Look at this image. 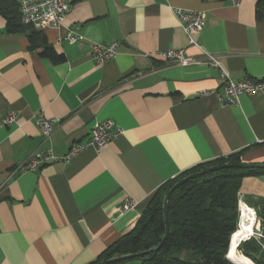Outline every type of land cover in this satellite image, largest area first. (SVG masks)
Masks as SVG:
<instances>
[{
  "label": "crops",
  "instance_id": "crops-1",
  "mask_svg": "<svg viewBox=\"0 0 264 264\" xmlns=\"http://www.w3.org/2000/svg\"><path fill=\"white\" fill-rule=\"evenodd\" d=\"M18 1L4 0L11 14ZM68 1L61 25L39 30L61 60L31 50L28 32L7 31L0 13V264H89L166 181L234 153L264 164V89L223 104L220 70L205 62L212 54L233 79L264 80L256 0ZM173 8L205 12L197 46L188 45ZM67 29L82 37L68 43ZM112 41L115 55L96 63L90 45ZM166 50L197 62L156 56ZM12 110L15 121L2 124ZM40 115L59 119L48 140ZM103 119L115 124L107 145L15 170L34 150L63 156ZM125 198L133 207L122 208ZM238 198L259 211L264 234V175L243 177Z\"/></svg>",
  "mask_w": 264,
  "mask_h": 264
},
{
  "label": "trees",
  "instance_id": "trees-1",
  "mask_svg": "<svg viewBox=\"0 0 264 264\" xmlns=\"http://www.w3.org/2000/svg\"><path fill=\"white\" fill-rule=\"evenodd\" d=\"M17 4L14 5L17 9ZM0 0V13L6 18L9 32H28L29 48L41 56L61 60L39 30L20 22L19 10ZM255 17L264 21V0H256ZM239 153L219 157L194 167L162 184L141 211L136 223L109 244L89 264H122L137 259L140 264H233L226 258L231 234L238 228V190L245 176L264 175V167H222L182 183L169 195L166 207L168 233L165 234L164 198L181 178L206 167L239 163ZM260 217V213L257 212ZM251 264H264V249L253 238L238 245ZM128 258H120L124 256ZM119 258V259H116Z\"/></svg>",
  "mask_w": 264,
  "mask_h": 264
},
{
  "label": "built area",
  "instance_id": "built-area-1",
  "mask_svg": "<svg viewBox=\"0 0 264 264\" xmlns=\"http://www.w3.org/2000/svg\"><path fill=\"white\" fill-rule=\"evenodd\" d=\"M19 16L23 25H29L37 30H43L47 27H58L64 18L69 7L68 0H19ZM174 15L186 33L188 45L197 46L194 35L200 31L205 24V12L173 8ZM82 36L74 29H67L64 39L68 43H74ZM118 43L112 41L109 43L94 42L90 45L91 57L96 63H104L111 59L116 53ZM171 63L187 65L196 63L194 57L184 55L183 50L160 51L156 55ZM205 62L219 68L222 79L221 94L218 95L219 101L223 104L237 105L239 96L242 93L253 94L261 92L264 89V80L257 79H233L230 74L221 67L220 61L212 54H205ZM16 111H9L1 120L2 124L9 125L15 121ZM59 121L58 118L46 117L40 115L37 118V125L44 140H48L53 132L54 125ZM116 135L115 124L111 119H103L92 124L88 131V138L85 142H73L68 151L61 157L54 155L51 147L42 150L32 151L28 157L16 167V171L26 172L36 169L39 165L49 161L63 160L69 162L78 153L88 149H98L108 144ZM134 201L129 198L124 199L122 208L133 207ZM257 223V218L255 216ZM257 233L253 231V234ZM252 234V235H253ZM260 235V233H257ZM249 237V236H248Z\"/></svg>",
  "mask_w": 264,
  "mask_h": 264
},
{
  "label": "bare ground",
  "instance_id": "bare-ground-1",
  "mask_svg": "<svg viewBox=\"0 0 264 264\" xmlns=\"http://www.w3.org/2000/svg\"><path fill=\"white\" fill-rule=\"evenodd\" d=\"M239 209L241 219L238 228L231 234L227 257L234 264H251V260L238 250V243L253 234V228L256 225L255 215L252 209L243 202L240 203Z\"/></svg>",
  "mask_w": 264,
  "mask_h": 264
},
{
  "label": "water",
  "instance_id": "water-1",
  "mask_svg": "<svg viewBox=\"0 0 264 264\" xmlns=\"http://www.w3.org/2000/svg\"><path fill=\"white\" fill-rule=\"evenodd\" d=\"M222 167H234V168H260V167H264V164H255V163H245V162H239V163H228V164H223V165H214V166H210V167H206L204 169H201L197 172H194V173H191L183 178H181L179 181H177L169 190L168 192L166 193L165 195V198H164V217H165V234L162 238V240L160 241V243L154 248V250H157L161 245L162 243L164 242L165 238H166V235L168 233V223H167V218H166V207H167V200H168V197L170 195V193L175 189L177 188L179 185H181L182 183L188 181L189 179H193L199 175H202V174H205V173H208L210 171H215V170H218ZM255 228L258 230L259 227L258 226H255ZM229 247H230V240H229V245H228V251H229ZM228 251H227V254H228ZM227 254H226V258L227 257ZM130 256H134V255H129V256H124V257H120V258H128ZM116 259H119V258H116ZM110 261H106L104 263H100V264H106Z\"/></svg>",
  "mask_w": 264,
  "mask_h": 264
},
{
  "label": "rangeland",
  "instance_id": "rangeland-1",
  "mask_svg": "<svg viewBox=\"0 0 264 264\" xmlns=\"http://www.w3.org/2000/svg\"><path fill=\"white\" fill-rule=\"evenodd\" d=\"M176 64V63H175ZM237 196H238V193H237ZM242 201L240 200V198H238V201H237V207H238V224H237V227L239 226V222H240V219H241V213H240V209H239V205H240V203H241ZM244 203H246V205L247 206H249L251 209H252V211L254 212V215L256 216V218L258 219L257 220V223H258V225H259V218H258V215H257V212L259 213V211L257 210V209H254V207H252L250 204H248L246 201H243ZM257 225V226H258ZM256 226V225H255ZM255 226H254V228H253V231H255V232H257V233H260V235H258L257 233H254L253 235H250L249 237H247V239H249V238H253V239H255L256 241H258L259 243H260V245H261V247L264 249V234L260 231V229H256L255 228ZM259 227V226H258ZM231 237V236H230ZM247 239H245V240H247ZM230 240V239H229ZM244 241V239L243 240H241V241H239V243H238V245L241 243V242H243ZM239 250V249H238ZM228 251V250H227ZM240 251V250H239ZM241 253V252H240ZM227 254V253H226ZM242 254V253H241ZM245 256V255H244ZM247 257V256H246ZM228 259V258H227ZM250 259V258H249ZM229 260V259H228ZM251 260V259H250ZM230 261V260H229ZM252 261V260H251ZM231 262V261H230ZM233 263V262H232ZM234 264V263H233ZM255 264V263H254Z\"/></svg>",
  "mask_w": 264,
  "mask_h": 264
}]
</instances>
